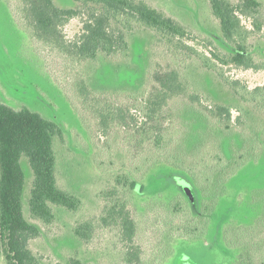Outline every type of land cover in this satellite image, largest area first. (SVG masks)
Returning a JSON list of instances; mask_svg holds the SVG:
<instances>
[{
    "label": "rangeland",
    "instance_id": "rangeland-1",
    "mask_svg": "<svg viewBox=\"0 0 264 264\" xmlns=\"http://www.w3.org/2000/svg\"><path fill=\"white\" fill-rule=\"evenodd\" d=\"M53 1L64 8L78 5L74 0ZM144 1L187 28L188 38L183 42L207 52L203 45L211 40L219 50L226 51L207 0ZM258 1V11L250 17L241 16V20L248 28H252L253 19L263 24L249 38L253 54L261 59L264 0ZM81 20V16L73 17L61 27L66 40L78 34ZM125 39L128 48L123 52L110 56L98 53L94 60L75 62L33 37L21 0H0V102L37 111L62 128V140L54 139L57 182L81 200L75 212L55 206V219L49 225L30 218L27 198L33 175L26 159L22 161L27 180L25 216L42 230L29 242L38 264H71L73 259L82 264H264L263 253L259 252L260 246L264 250V110L239 104L232 90L196 58L187 57L184 51L174 57L152 29L135 25L125 33ZM171 68L182 74L189 90L162 105L156 119H146L142 112L144 98L158 88L154 74ZM223 70L248 88L264 86V70L234 66H224ZM192 92L199 94L198 100L189 99ZM199 102L204 106L230 104L234 106L233 116L242 106L243 122L236 121L232 131L211 134L209 129L208 133L209 140L222 145L228 157L234 159L243 147L249 155L222 185L216 188L206 184L214 196L218 193L208 198H201L190 177L168 166L167 161L177 155L185 161L183 170L199 171L200 163L191 164L198 157V149L192 144L202 128L198 124L200 114L195 112ZM102 113L107 115L105 129L101 124L104 116H99ZM142 124L149 128L154 124L166 139H173L159 150L147 140L135 148L126 137L133 134L137 138L136 126ZM169 172L192 181V199L191 191L180 190ZM117 174L135 178L141 188L129 190L117 185ZM111 189L125 200L136 222L132 248L121 239L118 225L104 226L100 220L104 214L103 191ZM172 200L180 201L183 209L169 207ZM84 220L92 223L88 241L73 233V226ZM202 225L206 230L195 236L183 233ZM133 252L137 258L128 261ZM0 264H6L1 242Z\"/></svg>",
    "mask_w": 264,
    "mask_h": 264
},
{
    "label": "trees",
    "instance_id": "trees-1",
    "mask_svg": "<svg viewBox=\"0 0 264 264\" xmlns=\"http://www.w3.org/2000/svg\"><path fill=\"white\" fill-rule=\"evenodd\" d=\"M21 1L24 17L33 37L55 47L72 61L94 60L98 53L110 56L123 52L128 48L125 33L135 25L143 26L152 29L164 39L174 57L184 51L187 57L196 58L202 67L215 72L232 90L239 104L250 106L257 111L264 110V86L248 88L240 80L227 76L223 70L224 66L264 70V58L255 57L252 52L253 45L249 41L251 34L260 31L263 24L251 18L252 28H248L241 20V16L250 17L258 11V0H207L209 10L217 20L219 41L225 46V52L219 50L211 40H207L203 45L209 49L207 52L183 42V39L188 38L187 28L144 0H74L78 5L68 8L56 5L53 0ZM76 16L82 17L81 30L68 41L64 38L61 27ZM154 75L158 88L155 87L149 96L144 98L142 111L144 117L150 120L157 118L159 109L169 99L186 95L189 90L185 78L183 79L182 74L174 68L167 69L164 73L156 72ZM198 96L199 94L192 92L189 99L198 100ZM197 105L199 109L195 108V112L200 114V121H197L202 128L197 132L192 144L198 149V157L191 164L194 166L200 163L199 171L194 172L188 168L189 171L183 170L185 161L177 155L167 161L168 166L182 170L190 177L193 185L199 188L201 198H208L214 196L215 192L206 188L207 183L217 188L249 159L244 147L236 151L234 159L228 157L224 154L222 145L216 144L215 139L209 140L208 130L211 129V134L230 132L237 125L236 121L243 122L245 115L242 106H236L237 115L233 116L234 106L230 104L214 102L204 106L199 102ZM102 115L104 117L101 124L105 129L107 115L102 113L99 116ZM145 125L136 126L139 128L136 130L137 138L133 134L126 137L135 148L140 142L147 140L159 150L167 141L173 139L171 136L166 139V134L157 131L156 125L152 124L150 128ZM56 137L62 140L63 132L53 120L26 107L15 109L0 102V242L3 245L6 264H38V257L29 247V242L40 236L42 230L39 224L25 216L23 199L27 180L22 161L26 159L33 175L27 198L30 218L49 225L55 219V206L75 212L81 205L78 196L60 187L57 182L54 150ZM207 145L210 148L206 150ZM210 160L212 164H209ZM171 177L184 193L191 191L189 197L192 199L195 195L192 181L174 174ZM115 182L129 190H139L142 186L135 178L126 174H117ZM217 195L218 193L215 196ZM102 197L105 201L104 214L100 217L102 224L118 225L121 239L132 248L136 222L127 208V203L118 195L116 189L103 191ZM192 202L196 205V202ZM170 206L174 211L183 209L180 201L172 200ZM91 228V221L84 220L73 226V233L77 238L88 241L91 238ZM188 230L183 232L186 237L195 236L204 232L206 226H195ZM259 252H262L264 257L262 246L259 247ZM136 258L137 253L133 252L128 261ZM71 264L82 262L73 259Z\"/></svg>",
    "mask_w": 264,
    "mask_h": 264
},
{
    "label": "water",
    "instance_id": "water-1",
    "mask_svg": "<svg viewBox=\"0 0 264 264\" xmlns=\"http://www.w3.org/2000/svg\"><path fill=\"white\" fill-rule=\"evenodd\" d=\"M187 193L189 194V193H190V191H189V190H187Z\"/></svg>",
    "mask_w": 264,
    "mask_h": 264
}]
</instances>
